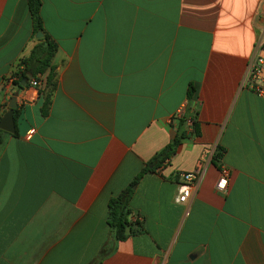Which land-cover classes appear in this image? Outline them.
Masks as SVG:
<instances>
[{"label":"crops","instance_id":"obj_1","mask_svg":"<svg viewBox=\"0 0 264 264\" xmlns=\"http://www.w3.org/2000/svg\"><path fill=\"white\" fill-rule=\"evenodd\" d=\"M38 13L34 29L26 0H0V111L18 60L44 35L55 44L48 103L46 68L18 88L0 148V264H95L109 195L177 115L186 136L131 184L138 231L98 264H264V96L240 83L264 0H40ZM194 168L177 201L179 172Z\"/></svg>","mask_w":264,"mask_h":264},{"label":"trees","instance_id":"obj_2","mask_svg":"<svg viewBox=\"0 0 264 264\" xmlns=\"http://www.w3.org/2000/svg\"><path fill=\"white\" fill-rule=\"evenodd\" d=\"M32 25L34 29H41V19L38 13V7L40 0H26ZM55 44L44 35L38 41H36L28 53L22 56L17 64L20 65L19 70L15 71L12 83L17 87L19 79L25 72H30L31 77H37V75L43 72L47 68L45 76V89L43 102L48 103V96L50 89L54 85V78L52 67L50 64V58L54 52ZM30 77V78H31ZM29 80V79H28ZM27 80V81H28ZM27 83V82H26ZM193 93V85L188 84L186 89V96L190 98ZM18 109L16 106L13 108V118L15 117ZM2 111H0L1 115ZM177 127L175 134L157 151H155L139 169L137 174L132 178L131 182L122 187L117 193L109 195L107 199V214L106 223L108 226V238L102 243L99 253L95 258V264H98L103 256L108 254L114 248V243L118 240L125 238L129 234L136 233L138 229L133 225V221L128 219L130 208L128 206V198L131 194V184L134 183L137 178L146 170H154L159 165L168 160V158L175 152L177 144L180 140L186 136L185 130L180 127L183 122V115H177ZM194 132H197L194 122L191 121ZM15 133V130H14ZM8 134L7 131L0 128V148L2 147L4 136Z\"/></svg>","mask_w":264,"mask_h":264},{"label":"built area","instance_id":"obj_3","mask_svg":"<svg viewBox=\"0 0 264 264\" xmlns=\"http://www.w3.org/2000/svg\"><path fill=\"white\" fill-rule=\"evenodd\" d=\"M14 75L10 77V80ZM29 80L36 84L38 79L33 77ZM241 85L248 87L255 93L264 96V36H258L252 43V47L245 59L244 72L240 81ZM187 123H190L187 119ZM227 168L222 164L219 168V175L214 183V188L218 191H224L227 185ZM202 176V169L194 168L191 170L179 172V182L175 199L185 201L196 188Z\"/></svg>","mask_w":264,"mask_h":264},{"label":"water","instance_id":"obj_4","mask_svg":"<svg viewBox=\"0 0 264 264\" xmlns=\"http://www.w3.org/2000/svg\"><path fill=\"white\" fill-rule=\"evenodd\" d=\"M31 77V73L30 72H25L24 75L19 79L18 81V85L19 86H24L27 82V80ZM18 88H15L8 100H7V108L2 112V114L0 115V128L13 133L14 132V119H13V108L16 106V95L18 92Z\"/></svg>","mask_w":264,"mask_h":264}]
</instances>
